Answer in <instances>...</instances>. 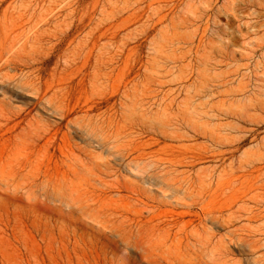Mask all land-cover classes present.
Listing matches in <instances>:
<instances>
[{
	"label": "rangeland",
	"instance_id": "374dc122",
	"mask_svg": "<svg viewBox=\"0 0 264 264\" xmlns=\"http://www.w3.org/2000/svg\"><path fill=\"white\" fill-rule=\"evenodd\" d=\"M0 264H264V0H0Z\"/></svg>",
	"mask_w": 264,
	"mask_h": 264
}]
</instances>
